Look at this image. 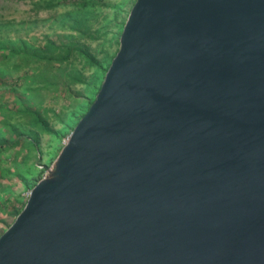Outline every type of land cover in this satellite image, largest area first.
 I'll return each instance as SVG.
<instances>
[{
  "label": "water",
  "instance_id": "95a60500",
  "mask_svg": "<svg viewBox=\"0 0 264 264\" xmlns=\"http://www.w3.org/2000/svg\"><path fill=\"white\" fill-rule=\"evenodd\" d=\"M0 264H264V0H135Z\"/></svg>",
  "mask_w": 264,
  "mask_h": 264
},
{
  "label": "rangeland",
  "instance_id": "374dc122",
  "mask_svg": "<svg viewBox=\"0 0 264 264\" xmlns=\"http://www.w3.org/2000/svg\"><path fill=\"white\" fill-rule=\"evenodd\" d=\"M48 1L50 0H0V44L23 40L26 47L42 46L46 36L61 41L74 39L84 43L98 60H102L106 54L112 55L117 50V40L135 0H101L95 7H90L87 13L77 8L78 5L70 4L81 0H51L58 4L53 7H37ZM75 16L84 18L89 27L84 35L71 28V19ZM0 48V70L5 75L0 80V95L11 106V98L5 90L9 84H15L23 91L26 79L20 77L26 68L19 56L8 57L7 49L2 46ZM82 60L80 57L75 58L74 66L80 68L87 79H96L95 86L91 85L92 90L84 84L75 85L69 93L61 89L43 90V108L49 110V126L56 134L37 130L38 142L36 146L34 143L31 146L29 132L36 130L29 123V118L9 113L5 116L8 122L16 124L17 130L22 134L19 142L14 145H10L14 136L5 134L6 145L0 150V234L13 222L17 210L23 208L32 187L53 164L78 122L76 116L84 111L81 110L83 105L87 106L86 98L96 95L95 90L103 80L102 74L97 76L95 69ZM74 108L81 111L71 116Z\"/></svg>",
  "mask_w": 264,
  "mask_h": 264
},
{
  "label": "trees",
  "instance_id": "16d2710c",
  "mask_svg": "<svg viewBox=\"0 0 264 264\" xmlns=\"http://www.w3.org/2000/svg\"><path fill=\"white\" fill-rule=\"evenodd\" d=\"M62 1L65 2L66 0ZM100 2L101 0H81L70 2V4L78 5L77 8L87 13L90 7H95ZM57 4V2L53 3L50 0L43 6L39 5L37 7H53ZM71 21L73 23L71 28L78 31L80 35H84L86 30H89L84 18L75 16ZM117 43L119 45V40H117ZM0 46L7 49L8 57L19 56L21 63L26 68L25 73L20 77V79H26V87L23 91H20L15 84H9L7 86V90H5L7 93L3 91V93L9 94L11 106L7 105L3 100V96L0 95V112L2 115V118H0V150L6 145L7 140L5 134L14 136L10 145L18 143L22 134V132L17 130L16 124L8 122L5 117L7 113L29 118V123L36 130V132H29L31 135L29 145L31 146H33V143L34 146H36L38 142V131H47L56 134V131L49 126L47 118L49 110L43 108V99H41L43 90L59 91L61 89L69 93L77 84H84L87 88H91V85L95 86L97 83L96 79H87L84 72L80 68L74 66V59L78 57L82 58L84 63L95 69L97 76L102 74L103 78L117 51L116 50L112 55L106 54L104 59L98 60L84 43H80L74 39L68 41L54 40L48 36L45 37L42 46L26 47L23 40H17L16 43H3L0 44ZM3 78H5V75L0 70V80H3ZM100 84L95 90L96 93L99 90ZM94 98L95 96L86 98L87 100L85 101H87V106L85 107L83 105V109H81L84 111L80 112L81 110H76V108H74L71 112V116H75L80 112V114L76 116V119L79 120L86 113ZM51 111L53 112V110ZM21 209L17 210V213H19Z\"/></svg>",
  "mask_w": 264,
  "mask_h": 264
}]
</instances>
